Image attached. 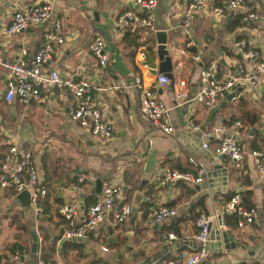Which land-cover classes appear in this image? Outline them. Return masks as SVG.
I'll list each match as a JSON object with an SVG mask.
<instances>
[{"label": "crops", "instance_id": "crops-1", "mask_svg": "<svg viewBox=\"0 0 264 264\" xmlns=\"http://www.w3.org/2000/svg\"><path fill=\"white\" fill-rule=\"evenodd\" d=\"M33 3L51 5L48 19L21 33L7 35L5 30L13 11L21 5ZM251 3L258 19H242L239 25L233 27L232 22L238 16H232L225 6L221 13L214 12V7L224 4L220 0H208L186 36L181 28L185 8L183 0H156L153 30L124 28L117 22L120 14L135 8L133 0H0V56L9 60L21 58L30 61L42 42L44 32L51 28L55 20H60L65 42L56 48L45 64V72L56 69L62 77L73 75L77 79H88L94 86L93 96L113 126V136L107 141L93 137L82 129L70 117V108L75 101L64 88L53 89L25 104L17 99L6 102L5 71L0 67V161L10 143L30 148L39 169V178L43 180V153L46 151L49 157V175L54 189L45 196V214L37 222V229L40 225L43 228L37 230L39 233L36 231L39 255L43 249L57 264H124L122 261L125 264H145L152 256L162 252L161 234L174 232L177 235L174 231L177 229L180 237L177 235V240L168 245L172 249L156 261L160 260L159 264H181L197 247L193 216L202 211L197 206L198 202L204 200L208 213L220 211L225 195L233 190L243 192L251 205L258 208L257 220L244 228L227 229L244 247L236 246L219 253L210 240L206 262L263 264L264 217L261 208L264 207V172L258 171L249 154L238 167L240 170L234 172L236 168L224 158L209 160L210 156L201 146L188 149L183 144L189 129L190 132L200 131L202 143L208 141L210 145H215L217 138L213 136V130L223 127L226 134H231L235 124L229 123V118L244 110L257 113L259 119L252 127L244 126L243 146L247 152L261 147L264 74L256 84L244 83L238 95L220 99L214 106L206 107L192 100L199 92L202 64L216 62L219 77L235 73L240 64L244 66L235 47L237 40L243 39L258 47L264 58V0H251ZM157 31H166L167 46L172 56L173 81L162 86L155 83L156 76L160 74L157 72ZM95 34L103 37L108 53V64L103 69L99 68L97 59L87 49ZM137 75L142 77L145 85L154 86L159 98L170 108V120L176 129L173 134L154 128L139 111L138 91L134 84ZM181 80L185 82L183 90L187 99L176 102ZM190 119L196 129L189 127ZM250 128H254L251 134ZM255 135L257 141H253ZM46 139L53 140L56 146L40 149L41 141ZM192 154L208 170L213 164H223L228 170L226 178L212 182L205 178L202 183L193 186L183 181L165 186L159 184V178L166 170H191L193 167L188 159ZM82 172L118 184L121 193L117 203L130 205L131 213L123 223H116L108 215L86 240L66 241L61 237L59 206L79 197L84 200L87 195L100 197L93 192L96 181H88L81 196L73 189L75 183L69 181ZM132 186L130 194L125 196L123 191ZM7 192V189L0 190V203L4 205L13 196ZM159 205L176 208L177 215L160 224L146 223L144 215ZM17 210L4 208V215L17 213ZM217 233L219 230H215ZM1 241L0 251L11 258L6 253L8 239ZM12 242L19 240L15 238ZM20 244L25 247L27 239ZM102 246L108 250L103 251ZM30 254L25 260L28 264H31ZM166 256L173 259L166 261Z\"/></svg>", "mask_w": 264, "mask_h": 264}, {"label": "built area", "instance_id": "built-area-1", "mask_svg": "<svg viewBox=\"0 0 264 264\" xmlns=\"http://www.w3.org/2000/svg\"><path fill=\"white\" fill-rule=\"evenodd\" d=\"M133 1L135 8L120 14L117 22L124 28L139 27L153 30L156 0ZM221 1L224 5L214 7V12L221 13L222 7L225 6L232 16H241L245 21L258 19L257 11L251 0ZM183 2L185 8L181 28L183 33L188 36L197 14L207 6L208 0H183ZM50 13L51 5L49 3L21 5L13 11L5 33L15 35L30 26L44 23ZM62 29V22L55 20L51 28L44 32L42 42L30 61H24L21 58L9 60L0 56V67L5 71L4 99L6 102L17 99L25 104L31 99L45 96L53 89L64 88L75 101L69 112L71 119L93 137L106 141L110 140L113 136V126L105 118L101 105L93 96V84L88 79H77L73 75L62 77L56 69L45 72V64L52 58L56 48L65 42ZM235 47L244 61V66L240 64L235 73L227 77H219L216 62L211 61L202 64L199 72V92L192 99L193 102L211 107L218 100L235 92L244 83L256 84L259 81L260 76L264 74V58H262L260 49L243 39L237 40ZM87 49L97 59L99 68H106L108 53L105 50L103 37L95 34L88 43ZM196 59L198 60V58ZM169 82L168 76L163 73L156 76L155 83L159 86ZM134 84L138 91L139 111L154 128L165 134H173L176 129L170 120V108L159 98L154 86L145 85L140 75L135 77ZM179 84L181 89L176 94V102L187 99V93L183 90L184 80H181ZM189 127L197 128L191 119L189 120ZM262 128L263 141L261 147L248 152L242 143V137L246 135V130L240 121L235 123L231 134H226L223 127L215 128L212 134L217 138V143L212 146L208 141H205L201 147L210 152L213 160L224 158L232 163L235 168L240 167L245 155L249 154L258 171L264 172V126ZM188 160L193 167L192 170H166L160 176L159 184L165 186L183 181L193 186L202 183L208 168L194 154ZM88 181L94 183L96 178L89 174H81L77 183L73 185V189L81 196ZM4 189L12 190L15 194L27 189L31 193L30 215L37 218L42 213L46 188L41 184L39 169L30 148L15 143L8 145L0 161V190ZM120 193L121 187L118 184L102 181L100 197L95 203L85 206L84 200L79 197L76 200L61 204L58 208V214L62 220L61 237L66 241L81 242L86 240L108 215L116 223L126 221L131 213V207L128 204L119 205L117 203ZM258 211L254 205H245L241 195L237 193L221 205L220 211L200 213L194 223L197 228L194 235L197 247L181 264H208L206 257L210 243V230H227V226L223 222L224 214L236 212L238 215L237 227L244 228L256 222ZM261 212L264 217V207L261 208ZM176 215V208L159 205L152 207L146 213L144 221L149 224H160ZM160 239L163 247H166L177 240V235L174 232H165L161 234ZM102 250L107 251L108 248L102 246ZM11 259L19 264L21 259L19 252L16 251ZM36 264L53 263L41 259L38 252Z\"/></svg>", "mask_w": 264, "mask_h": 264}, {"label": "water", "instance_id": "water-1", "mask_svg": "<svg viewBox=\"0 0 264 264\" xmlns=\"http://www.w3.org/2000/svg\"><path fill=\"white\" fill-rule=\"evenodd\" d=\"M156 36V42H157V48H156V55L159 61L157 72L158 73H164L168 76L170 81H173V75H172V56L168 50L167 46V33L166 31H157L155 32ZM240 87L236 90V92H233L229 95H227V98L230 99L236 95H238L240 91ZM254 128H250V134ZM203 132V128L201 129ZM186 138L183 139V144L186 146V148L190 149L191 147L195 146L200 147L202 145V140L200 139V131L199 132H190L188 129L186 133ZM207 154L210 156V152L207 151ZM212 160V157L210 156V159ZM228 170L223 164H213L212 169L208 170L206 172L205 178L208 179L209 182L219 181L220 179L224 180L227 176ZM101 185L102 180L100 178L96 179L93 192L100 194L101 191ZM31 208V193L27 189H23L20 192L14 194L10 201L5 204V209H18L23 215H29ZM211 225L209 226V228ZM31 247H30V258H31V264L37 263V248H38V236L36 231H32L31 234ZM210 240L212 241V246L221 253L223 250H230L235 248L236 246H241L237 239H234L230 234L228 230H221L219 233L215 234L214 230H210ZM177 246V245H176ZM172 247L166 246L163 248L162 252L152 256L150 259L146 261L145 264H152L155 262L158 258H161L164 254H166L168 251H170ZM24 257L21 256V260H23Z\"/></svg>", "mask_w": 264, "mask_h": 264}, {"label": "trees", "instance_id": "trees-1", "mask_svg": "<svg viewBox=\"0 0 264 264\" xmlns=\"http://www.w3.org/2000/svg\"><path fill=\"white\" fill-rule=\"evenodd\" d=\"M241 20H242V17L241 16H238V17L234 18V20L232 22V26L233 27H236L237 25H239V22ZM125 35H127V33H125ZM220 119L223 121V118H220ZM258 119H259V117H258L257 113L241 110V112H239L238 114L231 116L229 118L228 122L229 123H233L234 122V124H235L236 121H240L243 126H245V127H248V126L249 127H252V126L255 125V123L258 121ZM225 121L227 122V120H225ZM222 124L224 125V122ZM255 140L257 141L256 135H255V137H253V141H255ZM262 141H263V138L261 139V142ZM7 147H8V145H7ZM7 147L5 148V151H6ZM4 152H3V154H4ZM48 159H49V157H48V155L46 154V151H45L43 153V156H42V168H43V171H44L45 178L43 180H41V184L46 188V196L49 194V191L50 190L54 189L52 187V185H51V180H50V175H49V172H50L51 167H50V163L47 161ZM170 170H173V169H170ZM237 170H240V168H236L234 170V172H236ZM84 173H86V172H84ZM84 173L82 172V173L77 174L69 182L77 183L78 177L81 174H84ZM125 183L126 184L128 183L127 176H126V179H125ZM132 188H133V186L131 188H129L128 190L123 191L124 195L126 196V195L130 194ZM7 190H8V192H7L8 195L12 196V195L15 194L14 191L9 190V189H7ZM237 193L240 194L241 197L244 199L245 205H251V202H249V198L247 196H245L243 194V192H236V191H233V190L230 191V192H228V194L225 195V201L229 200L231 198V196H233V195H235ZM187 195H188V193H187ZM184 197H186V196H184ZM97 200H98V198L95 195H87L84 198V205L85 206H88L90 204L95 203ZM43 206H44V203H43ZM143 206H144V204H143ZM197 206H199L202 211L198 212L196 215L193 216V222L194 223H195L196 218L200 215V213H207V210L205 209V203H204V200L203 199H201L198 202ZM18 212L13 215L12 223L13 222H17L18 223V227H20L21 229H23L25 231V233L27 234V237H30V233H31V230L30 229L31 228H30V225L25 222L26 221V216H24L20 212L19 213ZM145 215H144V217H145ZM237 220H238V215H237L236 212H231V213H228V214H224V216H223V222L227 226V229H229V230L230 229H233V228H237ZM42 229L43 228L40 225L39 228H38V230L40 231ZM174 231L177 233L178 238H179L180 237L179 231L177 229H175ZM45 238H46V235L44 234L43 239H45ZM17 244L16 243L12 244L11 245L12 247L9 250H13L12 252L14 253V250L16 248H19L20 251H18V252H19L20 256H23V257L25 256V254H29L30 246L28 244L25 247H23L22 245L21 246L20 245H17ZM67 247H69V248H74V247L75 248H78L79 246H67ZM40 258L43 259L46 262H51L53 264H57L54 261V259L52 258V256L49 255L43 249L41 250ZM170 259H173V258H171L169 256H166L164 258V260H166V261H168ZM0 260H1V264H17V262H15L11 258H8L7 256H5V254H3L1 251H0ZM160 262L161 261L158 260L154 264H159ZM19 263L20 264H24L25 263V260L24 259H23V261L19 260ZM237 264H245V263L242 262V263H237ZM255 264H259V263H255Z\"/></svg>", "mask_w": 264, "mask_h": 264}, {"label": "rangeland", "instance_id": "rangeland-1", "mask_svg": "<svg viewBox=\"0 0 264 264\" xmlns=\"http://www.w3.org/2000/svg\"><path fill=\"white\" fill-rule=\"evenodd\" d=\"M12 124H14V123H12ZM19 133L22 134V131L19 130ZM35 136H37L36 133H35ZM56 144L57 143H54L53 140H50V139L49 140L48 139L42 140L40 149L43 148L44 146H45L44 149H46V148H54L53 146H56ZM3 205H4L3 203H0V242H2L1 239L2 240L4 238L8 239V241H7L8 244L6 245L7 246L6 248H8V250H7L6 253L8 255L12 256L16 251H20L19 248H16L17 250L15 249L14 253L12 252L13 250H9V249H11V247H12L11 245L12 244H14V243L17 244L18 243L17 245L21 246L20 243L22 242V240L23 239H27L28 245L31 246L32 240H31V236L27 237V234L25 233V231L23 229H21L20 227H18V223L17 222H13L12 223L13 215L16 214V213H12L9 216H5L4 215L6 211H4L5 205L4 206ZM43 214H45L44 206H43L42 213L36 218V221L34 219H32L29 215L26 216V221L25 222L30 225L31 232L38 230L37 229V222H38L39 219L41 221V219L43 217L42 216ZM37 233H39V232L37 231ZM15 238L17 240H19V242H12V240L15 239ZM9 246H11V247L9 248ZM29 253H30V251H29ZM24 258H25L24 260H27V258H29V254H25ZM122 262L125 264L124 261H122ZM25 264H28V263L25 262Z\"/></svg>", "mask_w": 264, "mask_h": 264}]
</instances>
